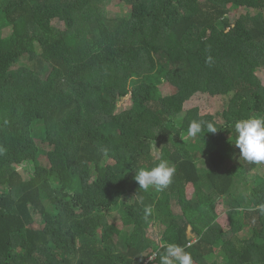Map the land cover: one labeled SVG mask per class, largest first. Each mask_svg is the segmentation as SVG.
<instances>
[{
  "label": "trees",
  "instance_id": "16d2710c",
  "mask_svg": "<svg viewBox=\"0 0 264 264\" xmlns=\"http://www.w3.org/2000/svg\"><path fill=\"white\" fill-rule=\"evenodd\" d=\"M262 69L264 0H0V264H159L169 243L193 264H264V162L231 142L264 116ZM194 91L227 107L185 111ZM201 119L217 132L188 137ZM160 159L173 182L139 192Z\"/></svg>",
  "mask_w": 264,
  "mask_h": 264
},
{
  "label": "clouds",
  "instance_id": "9594fccd",
  "mask_svg": "<svg viewBox=\"0 0 264 264\" xmlns=\"http://www.w3.org/2000/svg\"><path fill=\"white\" fill-rule=\"evenodd\" d=\"M216 132L217 128L214 123L203 119L193 120L187 129L188 137L193 138L197 135L214 134ZM234 132L235 137L231 142L240 150V158L249 163L259 164L264 162V116L249 117L236 121ZM175 171V167L171 166L167 160L160 159L154 167H142L135 170L134 180L139 185V192H147L151 188L163 191L173 182ZM140 202L143 203L142 197ZM152 212V205L144 206L146 217ZM148 258L153 261L155 256H149ZM159 264H193V259L183 246L169 243L166 245L164 253L159 257Z\"/></svg>",
  "mask_w": 264,
  "mask_h": 264
},
{
  "label": "rangeland",
  "instance_id": "374dc122",
  "mask_svg": "<svg viewBox=\"0 0 264 264\" xmlns=\"http://www.w3.org/2000/svg\"><path fill=\"white\" fill-rule=\"evenodd\" d=\"M118 8L120 9V7L114 6V3H111L109 5V9L112 13H114V12L120 13ZM244 12H246V9L241 10V12H239V13L237 11L236 12L233 11L231 13V16L233 17V19L236 20L238 15L240 13H244ZM7 30H9V29H7ZM258 75L260 76V78L264 84V69L259 70ZM178 88L179 87H176L167 81L160 83V90H161V93L163 95L173 93V92L177 91ZM228 99H229V97L227 98V96H223V95H210L208 93L194 91L188 97V99L185 101L184 110L187 111L190 108L199 107L202 114H217V115H219V113H221L227 107ZM117 106H118L117 111H116L117 113L130 108L132 106L131 95L129 94L125 97H122L118 101ZM179 117L182 118V116H179ZM262 168H264V167H262ZM21 169L23 170L24 174L27 177L31 176L35 170V169L33 170V164L31 162H29L26 166H22ZM188 194L190 197H197V195L195 196V194H194V190H193L192 185L188 186ZM244 195H245L244 192L239 193L237 199L240 200V198H243L242 196H244ZM199 199L202 201H207V200H209V197L201 196V197H199ZM236 203H237L236 201L233 202V200H232L231 206L236 204ZM246 205L247 204H245L243 206H246ZM228 208H229V204L227 202H225L224 204L220 203V205L218 207V212L220 214V218L218 220L220 221V223L222 225H226L228 223L227 218H226V214H225V212L227 211ZM159 228H160L159 226L154 227V229L157 232L162 230ZM250 235H251V228L250 227H246L240 233L241 237H248Z\"/></svg>",
  "mask_w": 264,
  "mask_h": 264
},
{
  "label": "built area",
  "instance_id": "2783aa9c",
  "mask_svg": "<svg viewBox=\"0 0 264 264\" xmlns=\"http://www.w3.org/2000/svg\"><path fill=\"white\" fill-rule=\"evenodd\" d=\"M149 260V259H148Z\"/></svg>",
  "mask_w": 264,
  "mask_h": 264
}]
</instances>
